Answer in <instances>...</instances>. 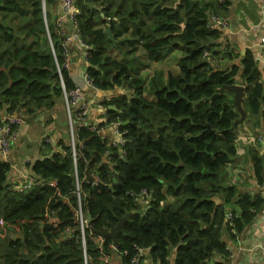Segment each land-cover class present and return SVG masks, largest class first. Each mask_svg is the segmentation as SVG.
<instances>
[{
	"label": "trees",
	"instance_id": "1",
	"mask_svg": "<svg viewBox=\"0 0 264 264\" xmlns=\"http://www.w3.org/2000/svg\"><path fill=\"white\" fill-rule=\"evenodd\" d=\"M57 3L0 0V109L6 107L8 114L21 112L29 119L53 110L63 100V84L66 91L76 87L65 66L66 38L55 31ZM231 4L75 0L94 87L130 91L102 101L125 143L117 146L88 127H77V174L72 147L62 141L60 151L28 163L38 180L29 190L8 181L11 166L0 160V229L21 234L10 239L0 231V264H112L114 256L128 264L139 249L148 250L154 264H208L216 255L229 256L226 234L237 238L264 209V196L241 192L226 172L241 159L239 126L253 127L255 116L264 124V79L254 52L246 50L240 63L232 62L239 55L228 44L221 48V33L207 27L209 12L227 16ZM206 50L218 64L203 57ZM138 51L146 63L177 52L178 69L146 90L140 76L145 66L125 61ZM222 60L230 62L222 67ZM235 84L247 94L243 123H237L234 94L223 89ZM246 155L254 178L264 185V155L250 148ZM77 180L88 219L85 243L76 218ZM144 190L148 195L142 201ZM230 207L237 215L232 223ZM51 211L55 226L46 217ZM127 213L132 215L118 236L119 248L93 232L117 224Z\"/></svg>",
	"mask_w": 264,
	"mask_h": 264
},
{
	"label": "crops",
	"instance_id": "2",
	"mask_svg": "<svg viewBox=\"0 0 264 264\" xmlns=\"http://www.w3.org/2000/svg\"><path fill=\"white\" fill-rule=\"evenodd\" d=\"M62 5L63 0H58L57 5L52 9L53 15L56 17L55 31L60 37L67 38L76 33V28L66 18L61 19ZM263 6L264 0H232L227 13L230 26L228 30L222 33L220 44L222 45L221 48L224 45H230L237 55H239L238 58H235L237 60L232 61L235 63H240L239 60L246 50H252L258 61V66L263 72L264 79V44L261 42L264 37ZM67 47V68L71 74V78L76 86L81 88L88 100L95 101L93 108L90 110L89 122L101 125L100 135L103 138L112 141L117 140L118 136L114 127L111 124H106L104 120L105 114L97 107V103L102 104L105 98L109 99L110 97H114L113 95L117 97L130 91L126 88L112 91H100L97 88H92L86 78L88 75L86 49L82 47L78 39L67 43ZM138 54H142V52L139 51L134 56ZM143 60V63L135 68L145 66V69L140 72V76L146 81V90L150 89L152 83H165L168 71H177L178 69L177 65H175L174 70L163 69L162 73H160V68H157L160 66L157 65V62L146 63L145 59ZM169 60L168 58L166 61L160 63L166 65ZM228 62L230 60H222L220 66L223 67ZM6 114V107L0 109V120ZM251 121H254L253 127H250L248 124L239 126L241 139L239 146L243 148L242 153H240L241 159L240 162L228 166L226 172L228 176L234 178L231 183L238 186L241 192L260 193L264 196V185L258 184L254 178V172L251 167L252 162L248 155H246V150L249 148L257 151L256 146L260 144L254 143L253 137H257L259 133L264 132V124L263 119L259 116L252 117ZM68 131V118L64 99L53 110L38 112L29 119L25 117V124L21 128L19 139L12 150L7 155L0 154V160L9 163L11 166L8 181L18 186L22 185L29 176H32L27 167L28 163L43 159L60 151L61 147L59 143L62 141L67 143ZM45 137L51 138L49 144L43 142ZM218 202L221 203V199H218ZM225 240L230 252L229 256L223 258L216 255L208 264H261L264 257V209L257 215L256 220L237 238H231L226 234ZM143 256L144 264H154L148 250L144 251ZM174 260L175 251L171 258L172 263ZM112 264H122L119 256L113 257Z\"/></svg>",
	"mask_w": 264,
	"mask_h": 264
},
{
	"label": "built area",
	"instance_id": "3",
	"mask_svg": "<svg viewBox=\"0 0 264 264\" xmlns=\"http://www.w3.org/2000/svg\"><path fill=\"white\" fill-rule=\"evenodd\" d=\"M221 2L225 0H219ZM78 9L75 5V0H63L62 5V17L66 18V20H69L72 24H74L76 28V33L72 36H69L66 38V43L71 42L74 39H78L86 50L88 48L87 44L81 40L79 33H78V26L76 22V15L78 13ZM263 13H264V6H263ZM230 22L226 15L218 14L214 12H209L207 15V27L210 29H216L218 30L221 35L226 30L229 29ZM261 42L264 44V37L262 38ZM87 56V54H86ZM203 57L206 58H213L212 61H214V64H218V61L211 55L210 51H205L203 54ZM220 64V62H219ZM67 67V63L65 64ZM87 82L90 84V86L94 89H96L93 85V82L91 78L87 75ZM63 99L65 102V108L67 112V118H68V128H69V136H70V146L72 147L73 151V157H74V169L76 171L77 168V153H76V128L77 127H88L89 130H91L94 133H97L100 135V127L101 125H95L91 124L89 122L90 118V110L93 106V103L95 101L88 100L85 95L83 94L80 87L76 86L74 89H71L70 91H66L65 86L63 84ZM97 107L105 114V122L106 124H111V126L114 127V130L118 136L117 140L113 141L114 145L122 146L125 143V140L123 138V133L119 131L118 122H109L108 121V115H107V107L104 104L97 103ZM25 124V116L22 113H12V114H6L2 117L0 120V154L1 155H7L12 148L14 147L15 143L18 141L20 136V130ZM105 124V123H104ZM254 143L257 144L256 150L264 155V132L259 133L257 137H253ZM43 142L45 144H49L51 142L50 137H45L43 139ZM77 174V171H76ZM95 183L97 182V178H95ZM48 183L51 186H56L57 181L56 180H50ZM38 184V180L36 177L29 176L22 185H19L20 190H29L36 186ZM76 195L79 198V209L76 211V218L79 223L80 231L82 234V240L83 243H85V228L88 226V219L85 217L84 212L81 208V201H80V194H81V188L80 184L77 180V188L75 191ZM148 192L144 190L141 194H139V197L142 201H144V196H147ZM55 212L51 211L50 213L46 214V217L49 219L50 222H52L55 225L56 222L53 220ZM237 215L232 211L229 210L227 212V219L232 223L233 218H235ZM146 250L139 249L136 251V253L132 254L130 256L128 264H144V256L143 253ZM127 255L128 252H125ZM261 264H264V257L261 261Z\"/></svg>",
	"mask_w": 264,
	"mask_h": 264
},
{
	"label": "water",
	"instance_id": "4",
	"mask_svg": "<svg viewBox=\"0 0 264 264\" xmlns=\"http://www.w3.org/2000/svg\"><path fill=\"white\" fill-rule=\"evenodd\" d=\"M189 11L190 10H188V12ZM106 33L109 35V39L113 41V43L115 44L114 36L109 27L107 28ZM223 89H226L227 91L234 94V103L237 106V109L240 113V119H238L237 123H243L246 118L245 102H246L247 94L245 92V87L242 85L235 84L231 86H224ZM187 168L188 170H195L194 167L190 165H187ZM87 178L93 182L95 181V178L91 177L90 175ZM131 215H132L131 213H127L125 216L118 219L117 224L110 223L108 228L101 231L94 230L93 232L101 238L111 239L114 242L115 248H119L120 244L118 242V236L123 232V225L125 222L128 221Z\"/></svg>",
	"mask_w": 264,
	"mask_h": 264
},
{
	"label": "rangeland",
	"instance_id": "5",
	"mask_svg": "<svg viewBox=\"0 0 264 264\" xmlns=\"http://www.w3.org/2000/svg\"><path fill=\"white\" fill-rule=\"evenodd\" d=\"M109 27V26H108ZM107 27V28H108ZM107 30V29H106ZM138 53H139V51H138ZM180 57V54L179 53H174V54H172L170 57H168L170 60H169V62L166 64V65H163V63H160V62H157V65L158 66H160V67H157V68H160L159 70H160V73H162V71H163V69H173L174 70V67H175V65H177V60H178V58ZM167 58V59H168ZM166 59V60H167ZM166 60H164V61H166ZM125 61L131 66V67H138V65H140V64H142L143 63V59H142V54H138V55H136V56H134L133 57V59H128V58H125ZM164 61H162V62H164ZM151 63H153V62H151ZM157 65H153V66H157ZM152 71L153 72H155L154 71V69H152ZM147 74H149V73H147ZM158 75H160V74H158ZM157 75V76H158ZM147 90H149V89H147ZM119 97V96H118ZM93 108V106L91 107V109ZM241 141V139H240V134L238 133V153L240 154V153H242V150H243V148L242 147H240L239 146V142ZM70 136L68 135V140H67V144H70ZM228 179H229V181L231 182L234 178L233 177H231V176H228ZM1 230H4L5 232H7L6 233V235L11 239H14V238H16V237H18L19 235H21V234H19L18 233V231H16V230H11L10 228H8V229H0V231ZM4 237V236H3ZM0 244H2L1 246H3V244L4 243H1V241H0ZM1 246H0V248H1Z\"/></svg>",
	"mask_w": 264,
	"mask_h": 264
}]
</instances>
